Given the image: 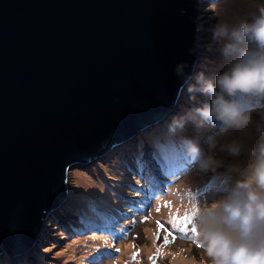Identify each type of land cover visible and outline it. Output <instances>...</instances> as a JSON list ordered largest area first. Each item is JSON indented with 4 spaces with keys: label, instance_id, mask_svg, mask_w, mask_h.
<instances>
[{
    "label": "water",
    "instance_id": "obj_1",
    "mask_svg": "<svg viewBox=\"0 0 264 264\" xmlns=\"http://www.w3.org/2000/svg\"><path fill=\"white\" fill-rule=\"evenodd\" d=\"M193 8L0 0V253L33 250L69 169L170 113L197 63Z\"/></svg>",
    "mask_w": 264,
    "mask_h": 264
},
{
    "label": "rangeland",
    "instance_id": "obj_2",
    "mask_svg": "<svg viewBox=\"0 0 264 264\" xmlns=\"http://www.w3.org/2000/svg\"><path fill=\"white\" fill-rule=\"evenodd\" d=\"M229 2L230 0H193L194 8L191 16L197 27L198 52L196 55L199 60L196 65L197 67L195 66L193 70L194 79L192 82H194V84H197L196 77L200 73H203L206 77L208 76L207 73L213 70L214 65H209L210 62L207 63L208 58H211V61L220 62V60L213 56L215 52L218 53V56H221L219 57L222 59L220 63L224 67L221 68L222 71H224L230 63L221 55L219 44L213 40L212 29L220 18L215 14V9L211 7L213 5H220L222 7ZM242 6L243 9H238L240 12H238V10L233 11L228 16L230 19L228 23L232 26L238 27L243 22H251L252 18L259 14V7L264 6V0H246ZM208 55L212 56L209 57ZM215 71L217 70L215 69ZM193 93H197L200 102L211 101L209 95L199 91ZM178 100L181 101L182 98ZM175 110L176 108L173 111ZM260 115V112H253V121L260 120ZM168 117L169 115L167 117L165 116V119L162 120L161 123H164ZM191 119L192 117L184 116L183 127H179V130L181 129L188 137L183 140L195 144L199 149L207 152L206 139L210 134L218 131V129L215 125H209V127L202 126L203 129L200 128L201 126H197L195 129ZM161 123L154 125L153 128H157ZM153 128L150 130L152 131ZM194 129L198 133L199 140L196 139L192 142L190 140V134H194ZM150 130L146 132H150ZM142 134L143 133H141L140 137H142ZM232 138L241 140L245 144V150L239 157L229 156L227 153L217 150L215 153L216 158L223 161V166L217 168L215 171L201 170L194 162L193 156L190 154L189 150L186 149L184 150V157L187 158V163L183 164L180 171L178 170V172L167 178L165 177V171L162 169L165 163L160 164L161 161L159 159L161 158H154L153 155H151L149 162H147L148 175L144 181L151 185L152 190L158 194L148 207L142 205L143 202L140 200H133V194L142 196L137 189L128 188L123 185L116 186L115 184H110L111 187H117L118 189H114V193L108 194L109 201H106L107 193L105 189L101 187L100 183L89 180L87 176L83 177L79 174L69 175L70 181L76 180L78 183V185L73 183L75 187L73 190L76 191L80 189V191H82L81 198H83L89 206L93 207L92 203L97 199L102 200L104 203H97L95 205H104V207L108 208L105 211L96 208L102 213L115 209L118 218L113 219V222L116 224H112L111 231L115 229L121 230L123 234H120V239L125 242L117 246L106 238V234L108 233L105 234L102 232L101 228L96 225L88 226L81 222L79 223V232H71L69 230V224L63 225L62 223L67 219L66 212L63 211V214L56 212L55 219L57 223L48 225V221L45 222L43 236L47 238V240H44L41 247L39 245L33 254L31 253L32 255H28L30 259L23 260V264H40L37 252L40 253L51 244H53V246L48 248V253H42L47 255L45 258L47 264H78L80 262L81 264H175L173 258L178 261L179 258L177 256L182 258L183 262L181 264H211V259L206 255L205 249L199 243L200 237L191 232L194 221L192 220V225H189L187 233H181L173 229L170 221L172 216L183 217L185 214L191 215L193 198L199 201L201 206L211 205L214 201L224 198L227 194V189L232 187L236 181L244 178L245 173L248 171L254 159L248 154L247 149L258 143V138L254 134V125L250 126L247 134L234 132L229 139ZM139 139V137H136L130 143H127L130 151H133V146L137 145ZM142 150L143 155L150 151L149 149L147 151L145 147L141 146L136 157L140 163H144L147 160L146 155L145 160L141 159L140 155ZM103 159H105V157ZM99 163L100 162H96L94 165ZM130 166L132 169L129 168L130 171L126 172V175L122 177L123 181L121 183L136 187L138 186L137 183H140L139 179L141 178V170L138 167L139 163L131 162ZM229 166H236L238 171H231ZM149 167L151 171H149ZM168 179L170 181H167ZM155 182H157L158 186H154ZM166 202L168 204L167 207L165 206ZM118 208L129 210L130 213L123 216L122 211H117ZM136 209L140 212H136ZM157 209H159V211H157ZM131 210L133 212H131ZM157 221L163 223L167 231L158 229ZM60 227L63 228L65 233H69L70 236L64 237L65 235L60 230ZM169 232L171 235H169ZM61 233L63 237L66 238L63 241H59ZM166 237L168 239L167 244H165ZM49 239L54 240V242ZM98 246L101 248H98ZM107 246L112 249L119 247V252L117 254L110 252L111 250ZM52 247L56 249L50 251ZM94 253V256L98 260L91 261L89 259L88 261V257L90 258V255ZM106 253H108L109 257L106 256ZM134 254H137L135 258H133ZM0 255V260H5L3 264H13L4 250H2Z\"/></svg>",
    "mask_w": 264,
    "mask_h": 264
},
{
    "label": "clouds",
    "instance_id": "obj_3",
    "mask_svg": "<svg viewBox=\"0 0 264 264\" xmlns=\"http://www.w3.org/2000/svg\"><path fill=\"white\" fill-rule=\"evenodd\" d=\"M211 7L215 9V14L220 18L212 29L213 40L219 44L221 55L230 63L225 71L216 75L215 83L206 78L203 73H200L196 77L197 84L188 87L190 93L199 91L211 96L210 104L195 109V113L202 122L214 124L218 129L206 139L207 152L191 143L189 152L201 170L215 171L223 166V161L216 158L215 153L217 150L233 157H239L245 150V144L241 140L229 139L234 132L247 134L250 126L254 125V134L258 138V143L247 149L248 154L254 159L244 178L236 181L232 187L227 189L224 198L214 201L211 205L204 206H201L199 201L193 198L192 219L197 229V235L200 237L199 243L211 259V264H264V111H262L264 110V6L259 7V14L255 15L251 22H243L238 27L228 23L224 18L226 11L220 5ZM184 67L183 64L177 66L176 72L178 75L183 74ZM182 97L183 95L176 98L173 107L177 108L178 99ZM253 112L261 113L260 120L253 121ZM171 113L172 109L169 114ZM162 120L164 119H160L157 124L161 123ZM176 126L183 127V119H174L171 129L174 130ZM145 131L141 133L145 134ZM132 140H134V137L115 145L99 160L89 164H78L69 169L66 177V198L57 209L50 213V218L47 216L48 221L51 218L56 220L55 213L60 212L71 200L69 175L72 172L79 167L88 168L96 162H102L104 157L106 158L113 151L117 152L122 146L129 151L126 142ZM148 149L150 150L148 152L154 158H161L155 153L157 152L155 148H153V151L149 147ZM140 156L142 160H145L143 150ZM159 160L163 161L162 159ZM133 161L139 163L138 167L141 170L140 184L144 185L143 187L146 190L154 193L152 186L144 181L148 175L147 162H149V159L144 163H140L136 158ZM175 166V164L169 166L165 163L162 167L166 173L165 177L170 173V169ZM129 168L132 169L131 166ZM229 169L238 171L236 166H229ZM156 184L157 182L154 183V186ZM125 185L133 189L141 188L139 186L131 187L132 185L129 184ZM140 195H142V192H140ZM141 197L138 194H133V200L135 198L138 200ZM65 212L67 219L62 220V223L63 225L69 224V229L76 228V223L83 221L80 214L72 215L69 211ZM131 212L133 211L131 210ZM136 212L140 211L136 209ZM112 224L109 217V219L101 218L97 223L92 222L88 226L96 225L101 228L102 232L108 233L106 234L107 237H112L113 233L117 231L116 229L111 231ZM44 229L45 227L42 228V232L37 237V244L31 252L17 257V260L7 256L9 260L13 264L20 262V264H23V260L30 259L28 255L33 254L40 245V240H43L41 238ZM50 241L54 242V240ZM98 248L101 247L98 246ZM107 257L109 256L107 255ZM95 260L98 259L95 257Z\"/></svg>",
    "mask_w": 264,
    "mask_h": 264
},
{
    "label": "trees",
    "instance_id": "obj_4",
    "mask_svg": "<svg viewBox=\"0 0 264 264\" xmlns=\"http://www.w3.org/2000/svg\"><path fill=\"white\" fill-rule=\"evenodd\" d=\"M208 56L211 57L212 55H208ZM213 56H215L216 59L220 60V62L222 61V59L219 58L220 55L218 56L217 52H215ZM207 61H208L207 63L210 62L209 65H214V68L211 72L207 73V75L209 77L208 76H206V77L208 79H211L213 81V83H215L216 75L222 73L223 71L221 70V68H224V67L221 65L220 62L211 61V58H208ZM215 69L217 71H215ZM190 85H196V84H194V82H191V83H189V86ZM209 97H211V96L209 95ZM205 102H209V101H205ZM204 105H205L204 102L199 101V97L197 96V93H190L188 91V88H187L185 90V95H183V97H182V100L178 102L176 110L173 111V115L169 116L164 121V123L160 124V126H158L157 128L152 129V131H150L149 133L143 134L142 137L138 140L139 148L146 141L145 145H148V147L152 151H153V148H155L157 150V152H155L157 154V156L161 157L162 160H165L166 164H168L169 166H172L174 164L177 165L179 163L180 165L176 169H178L180 171L182 169V166H183L182 164H186L188 161L187 158L184 157V150H186V149L189 150L190 143H188L187 141H184L182 139H179L180 137L177 136V135L180 136L179 133H181L182 136L184 137V139L188 138L187 135L185 137L186 133L184 134V132L181 129H180L181 131L179 130V126L175 127L174 130L171 129V126L173 124L174 119L180 120V119H183L184 116L192 117L191 121L194 124L195 127L194 126L193 127L195 129L197 126H201L200 128L203 129V127H209V125H214V124H210L208 122H202L200 120V117L198 115H196L195 109L201 108ZM184 112L185 113L187 112V113L185 114ZM195 129H194V134H190V136H191L190 140L192 142H194L196 139L199 140L198 133L195 131ZM168 140L172 144L171 148H166V147L162 146L163 141H168ZM201 140H203V139H201ZM127 151L128 150L126 149V147H122L120 150H117V152L113 151L111 154L106 156V158L103 159L102 162H100L99 164H96V165L88 167V168L79 167L74 172H72L71 175L79 174L83 177L87 176L89 180H91L93 182L100 183L101 187L103 189H105V192L107 193L106 201H109L108 194L110 195V193H114V189H118L117 187H111L110 184H115L116 186H120V185L126 186L125 183H121L123 181L122 177H124L126 175V172H128L130 170L129 167L131 165V162L136 163V162L132 161L131 159H129L127 161V164L124 163L123 152H127ZM121 166L125 167V168L122 170V168L120 169ZM172 170L173 169H170V172ZM139 180H137V181H139ZM73 183L78 185L76 180L70 181L69 191H70V195H71V200L68 202V204L62 210H60V212L62 214H63V211H69V213L72 215L80 214L82 217L81 219H83V221L81 223H83L85 225H90V224H92V222L97 223L101 218L109 219V217H110L111 220L113 221V215L115 214L114 209H111V210H108V211L102 213L100 210H98L96 208H99L103 211H105L108 208L104 207V205H95L97 203H104L102 200H97V199H95V201H93L94 202V203H92L93 207L89 206L88 203L85 202L83 198H81L82 191H80V189H78L76 191L73 190L75 188ZM137 185L139 187L142 186L140 183H137ZM101 192H104V191H101ZM115 197L117 198L116 195H115ZM118 210H121V209L118 208ZM124 211H126L127 213H130L129 210H124ZM116 217H118V215ZM55 223H56V220H53L52 222L49 221V225L50 224L54 225ZM79 223L80 222L76 223V225H77L76 228L69 229V230L71 232H79ZM60 230L65 235L64 237L70 236L69 233L64 232L62 227H60ZM97 234H100V233H97ZM120 234L122 235L123 232L121 230H117L115 233H113L112 237L106 236V238L109 241H111L112 243H115L117 246H119L125 242V241H122L120 239ZM60 237L61 238L59 239V241H63L66 239L63 237L62 233H61ZM41 239H43V240H40V247H41V242H43L44 240H47V238H45L43 236ZM51 246H53V244H51L49 247H51ZM49 247L45 248V250H42L40 253L37 252L38 253L37 255H38L39 260H40V264H47L45 262L46 261L45 258L47 255L42 254V253L43 252L48 253ZM108 248L111 250L110 252H114L115 254L118 253L116 251V249H119V247H115L114 249H112L110 247H108ZM54 249H56V248L52 247L50 249V251L51 250L53 251ZM89 259L91 261H94L95 257H92V256L90 258L88 257V261H89ZM4 261L5 260L1 259L0 264H3ZM78 264H81V262Z\"/></svg>",
    "mask_w": 264,
    "mask_h": 264
},
{
    "label": "bare ground",
    "instance_id": "obj_5",
    "mask_svg": "<svg viewBox=\"0 0 264 264\" xmlns=\"http://www.w3.org/2000/svg\"><path fill=\"white\" fill-rule=\"evenodd\" d=\"M245 1L246 0H230V2L229 3H227V4H225L224 6H222L223 7V9H225V11H226V16L224 17L228 22H229V18H228V16L233 12V11H237L239 8H240V10L241 9H243V4L245 3ZM240 10H238V12H240ZM198 62H199V60L197 59V63H196V65L198 64ZM195 65V66H196ZM197 67V66H196ZM195 69V68H194ZM193 75H194V73L192 74V76L190 77V79H189V81H187V83H186V85L185 86H183V88L181 89V91H180V93H179V96L178 97H181V95H185V90L188 88V86H189V83H191L192 81H193ZM210 102L211 101H209V102H205L204 101V104L206 105V104H210ZM197 106V105H196ZM175 109V106L172 108V113L171 114H169V116L170 115H172L173 114V110ZM185 113V112H184ZM187 113V112H186ZM185 113V114H186ZM160 115H158L157 117H155L154 119H156V121L158 120V119H165V116L166 115H161L160 117H159ZM155 121V122H156ZM154 122V123H155ZM154 123H152V124H154ZM158 123V122H157ZM152 124L150 125L149 123H147V124H145V125H143V126H141V128H146V130H150L151 128H153V126H152ZM181 131V130H180ZM146 132V131H145ZM147 133H149V132H147ZM137 135L134 137V139L136 138V137H139V138H141L140 137V135H141V132H138V133H136ZM180 134V136L179 135H177L178 137H180L179 139H184V137L182 136V134L181 133H179ZM185 134V133H184ZM143 135V134H142ZM232 136V135H231ZM230 136V137H231ZM185 137H186V134H185ZM229 137V138H230ZM257 141H258V139H257ZM129 142H131V141H128V142H126V143H129ZM146 142V141H145ZM145 142L143 143V147H145L146 149H147V151H148V145H145ZM253 142V141H252ZM162 146H164V147H166V148H171L172 147V144H171V142L168 140V141H163V145ZM134 147V149H133V151H128L127 153H125V154H123V159H124V163L125 164H127V161L129 160V159H131L132 161L137 157V154H138V152H139V150H140V148H139V144L137 143V145L136 146H133ZM115 150V149H114ZM145 155H146V157H147V159H149L150 158V156H151V154H150V152H147V153H145ZM150 160V159H149ZM165 163V160H163V161H161L160 162V164H164ZM130 165V164H129ZM125 166V165H124ZM122 168V170L125 168V167H120V169ZM121 170V171H122ZM120 171V172H121ZM149 171H151V169H150V167H149ZM156 186H158L157 184H156ZM123 214V213H122ZM49 216V218L51 217L50 216V214L48 215ZM117 216V212L113 215V217H116ZM124 216V215H123ZM49 218L46 220H44V223L45 222H47L48 220H49ZM53 221V218H51L50 219V222H52ZM47 223H49V221L47 222ZM49 225V224H48ZM47 227V226H46ZM179 259H178V261L175 259V258H173L174 260H175V264H181L182 262H183V260H182V258L181 257H179V256H177Z\"/></svg>",
    "mask_w": 264,
    "mask_h": 264
},
{
    "label": "snow or ice",
    "instance_id": "obj_6",
    "mask_svg": "<svg viewBox=\"0 0 264 264\" xmlns=\"http://www.w3.org/2000/svg\"><path fill=\"white\" fill-rule=\"evenodd\" d=\"M165 206L166 207L168 206L167 202H166ZM157 211H159V209H157ZM192 220H193L192 214L191 215L185 214L183 217L172 216L170 223H171L173 229H176L181 233H187L189 230V225H192ZM157 227L160 230L167 231V229L165 228V225L159 221H157ZM191 232L193 234H197V229L194 225H192V227H191ZM169 235H171L170 232H169ZM157 238H159V237H157ZM167 243H168V239L166 237L165 238V244H167ZM116 251L119 252V249H116ZM135 255H137V254H134L133 258H135Z\"/></svg>",
    "mask_w": 264,
    "mask_h": 264
}]
</instances>
